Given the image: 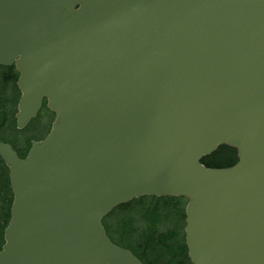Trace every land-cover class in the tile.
Here are the masks:
<instances>
[{"label":"water","instance_id":"water-1","mask_svg":"<svg viewBox=\"0 0 264 264\" xmlns=\"http://www.w3.org/2000/svg\"><path fill=\"white\" fill-rule=\"evenodd\" d=\"M11 65L17 128L54 120L24 159L0 143V264H141L102 219L143 197L187 200L191 264H264V0H0Z\"/></svg>","mask_w":264,"mask_h":264},{"label":"trees","instance_id":"trees-1","mask_svg":"<svg viewBox=\"0 0 264 264\" xmlns=\"http://www.w3.org/2000/svg\"><path fill=\"white\" fill-rule=\"evenodd\" d=\"M7 70V74L14 77L12 83L15 82L13 68ZM236 162V151L225 146L201 161L204 166L214 169L231 167ZM11 200L8 182L0 178V248ZM186 202L183 198L144 197L117 207L102 223L111 242L128 249L141 264H191L182 225Z\"/></svg>","mask_w":264,"mask_h":264},{"label":"rangeland","instance_id":"rangeland-1","mask_svg":"<svg viewBox=\"0 0 264 264\" xmlns=\"http://www.w3.org/2000/svg\"><path fill=\"white\" fill-rule=\"evenodd\" d=\"M7 73L8 71L5 68H0V140L5 139V141H8L13 146L16 145L19 153L24 155L28 151L32 140H41L47 134L53 120V115L45 108H42L37 117L24 129L17 130L13 119L14 114H16V103L19 93L15 82L12 83L14 77ZM13 75L17 78L16 74L13 73ZM9 128L12 131L8 130ZM18 139L20 140L18 141ZM0 178L5 183L6 181L9 182L7 170L3 165L0 167ZM182 225L184 234L185 220Z\"/></svg>","mask_w":264,"mask_h":264},{"label":"flooded vegetation","instance_id":"flooded-vegetation-1","mask_svg":"<svg viewBox=\"0 0 264 264\" xmlns=\"http://www.w3.org/2000/svg\"><path fill=\"white\" fill-rule=\"evenodd\" d=\"M20 139H18V141H19ZM1 142H3V141H1ZM4 143H7V142H4ZM11 145V144H10ZM11 147L13 148V150L18 154V156L20 157V154H19V152H18V149H17V147H16V145L15 146H13V145H11Z\"/></svg>","mask_w":264,"mask_h":264}]
</instances>
